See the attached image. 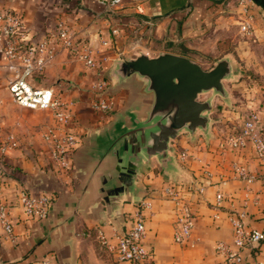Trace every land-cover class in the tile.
<instances>
[{
	"label": "crops",
	"instance_id": "crops-1",
	"mask_svg": "<svg viewBox=\"0 0 264 264\" xmlns=\"http://www.w3.org/2000/svg\"><path fill=\"white\" fill-rule=\"evenodd\" d=\"M238 3L239 0H124L117 11L111 12L100 0H0V9L22 14L24 32L33 40L41 38L58 19L67 21L91 42L107 75L114 59L136 47V36L132 34L143 35L147 29L156 30L159 37L165 33L170 46L164 50L186 54L199 63L192 52L207 54L212 61L231 54L243 70L239 82L227 84L229 91L235 90L233 105L227 107L222 105V98H215L219 109L212 115L215 117L217 113L219 117L215 119L209 142L203 135L191 140L182 134L174 143L176 152L188 149L191 155L186 161L177 157V171L164 172L155 158L154 165L137 181L139 191L125 193L119 203L108 205L100 187L103 176L113 168L114 157L108 154L101 162L100 159L119 131L118 114L132 107L144 118L152 97L140 93L141 83L133 77L113 87L117 107L101 114L91 106L97 79L94 70L78 59L74 50H60L35 76L37 84L52 86L73 103L74 121L70 128L80 134L81 142L73 154L72 167L59 169L44 136L54 122L52 111L36 109L44 110V119L36 117L38 112L32 113L35 118L18 116L20 107H28L12 102L8 84L13 74L0 52V75L4 76L0 83V144L6 137L11 138L0 161V193L12 210L16 233L15 239H11L0 224V264H27L40 257H49L52 264H115L98 233L102 230L112 238L114 228L125 230L147 197L153 200L152 210L145 212L147 243L154 256L146 264H230L216 246L220 240L232 242L231 218L241 210L247 211L245 221L249 228L264 230V165L255 156L252 142L239 150L220 148L223 138L241 128L242 119L252 108L259 110L264 127V0H255L252 6L251 36L241 29L243 17ZM114 26L120 28L117 35L111 32ZM109 37L112 41L102 44V39ZM124 124L131 125L129 116L124 118ZM4 126L10 130L5 132ZM37 139L40 149H31L29 142ZM235 161L255 173V179L247 183L233 177ZM169 175L210 181L204 193L186 191L195 223L185 243L174 239L175 205L163 196L162 189L169 182L187 183L169 179ZM223 177L227 178L224 183ZM23 188L54 195L47 217L27 218L22 213L18 194ZM218 190L224 191L226 197L219 207V216L215 217ZM243 253L246 264H259L264 239L246 245Z\"/></svg>",
	"mask_w": 264,
	"mask_h": 264
},
{
	"label": "built area",
	"instance_id": "built-area-1",
	"mask_svg": "<svg viewBox=\"0 0 264 264\" xmlns=\"http://www.w3.org/2000/svg\"><path fill=\"white\" fill-rule=\"evenodd\" d=\"M109 11H117L124 0H100ZM216 1V0H214ZM255 0H239V9L242 15L241 29L244 34H254L253 10ZM112 34L120 32L118 26L111 29ZM112 38L102 39V44H109ZM74 50L78 59L93 69L97 77L94 87L95 94L91 100L94 110L105 115L114 111L117 100L110 90V80L102 58L96 54L91 42L78 34V30L64 19H58L56 24L36 40L30 39L24 32V19L21 13L12 10L0 9V52L7 59L6 66L13 76L9 81V91L14 101L24 107L32 109H49L54 116V122L45 131V139L50 143V155L59 169L72 167V157L81 142V136L70 128L74 121L73 103L62 94L56 92L52 86H43L36 83L35 76L40 73L60 50ZM248 141L252 142L255 156L260 164L264 165V127L258 109H250L242 119L240 129L226 135L220 143L222 150L226 148L241 149ZM11 138L0 144V161L10 146ZM191 153L188 149H178L177 157L186 161ZM233 177L250 183L256 174L239 161L232 164ZM208 172V171H207ZM206 172V173H207ZM207 176L209 174L207 173ZM227 178H222L226 182ZM210 181L192 180L187 184L169 182L164 185L162 194L175 205L174 239L178 243H185L192 235L195 213L188 203L187 194L193 192L204 193ZM226 194L218 190L215 194L214 216H219V207ZM54 195L49 192H33L23 188L18 194V203L22 213L27 218H45L48 216ZM153 200L144 198L140 207L135 211L131 224L125 230L114 228L112 238L100 230L98 237L117 263L129 262L132 264L149 263L154 254L147 243V214L145 210H152ZM247 211L241 210L231 218L234 233L232 242L220 240L217 250L222 253L230 264H246L243 248L253 242L264 239V230L249 228L246 224ZM14 217L8 202L0 193V224L6 234L15 239ZM27 264H52L49 257H40L30 260ZM259 264H264V253Z\"/></svg>",
	"mask_w": 264,
	"mask_h": 264
},
{
	"label": "water",
	"instance_id": "water-1",
	"mask_svg": "<svg viewBox=\"0 0 264 264\" xmlns=\"http://www.w3.org/2000/svg\"><path fill=\"white\" fill-rule=\"evenodd\" d=\"M108 76L112 81L111 91L135 77L141 83L140 93L152 97L144 118L132 107L119 112V131L100 159L101 162L108 154L114 157L113 168L103 176L100 187L110 205L119 203L125 193L139 191L137 181L154 165L155 158L164 172L177 171L179 162L174 143L182 134L191 140L203 135L209 142L215 122L212 113L219 109L215 98L219 96L231 107L232 94L226 81L240 79L242 72L231 54L217 58L206 68L186 54L170 50L151 54L137 47L133 54L114 59ZM207 93L211 94L203 98ZM126 116L130 117V126L124 124ZM169 179L180 183L193 180L173 175ZM109 182L112 185L106 187Z\"/></svg>",
	"mask_w": 264,
	"mask_h": 264
},
{
	"label": "rangeland",
	"instance_id": "rangeland-1",
	"mask_svg": "<svg viewBox=\"0 0 264 264\" xmlns=\"http://www.w3.org/2000/svg\"><path fill=\"white\" fill-rule=\"evenodd\" d=\"M140 34L141 33H139L138 35L137 34H134V33L132 34L133 36H136L135 39H134V40H137L136 47L134 48V50L132 52L127 53V54H124V55L133 54L134 51H135V49L137 47H142L143 49L149 51L151 54H157L160 51L164 50L163 48H167V47L170 46V44H169V41L170 40H168V38L165 36V33H164V35L162 37L161 36L159 37L158 36L159 34H158V32H156V30L147 29L144 32L143 35H140ZM195 36H197V35H195ZM124 55H122V56H124ZM192 55L195 58H197L198 60H200V63L202 64V66H204L206 68H208V67H210V66H212L214 64V61L215 60L212 61V59H209L210 56L207 55V54L198 53V52L197 53H193L192 52ZM237 65L242 70V67H241V65H240L239 62H237ZM241 72L243 73V70ZM241 77H243V76H241ZM241 77L238 80L226 81V84H230L231 85V83H237V82H239L241 80ZM2 80H4V76L3 75H0V83H2ZM234 92H235V90H230V93L232 94V96H233ZM11 100H12L13 103L16 104V102L14 101L12 95H11ZM222 105H226V104L223 102ZM227 107H229V106H227ZM43 111L44 110H36V109H30V108H23V109H21V107H20V109H19V115L18 116L20 118H24V119H29L30 117H34L35 118V116H33L32 113L33 112H36V113L38 112V114L36 115V117L37 116H38V118L43 117V119H44L45 117L42 116L43 113H44ZM214 115H215V117H214L215 119L217 117H219L217 115V113H214ZM42 123L45 124L46 122H40V124H42ZM3 128H4V131L5 132H7L8 130H10V127H8V126H4ZM39 130H40V127H39L38 131ZM8 138L9 137H6L5 139H8ZM39 142L40 141L38 139L37 140H34V141L31 140L29 142V147L31 149H34V150H39L40 149V146H41ZM23 145H25L24 142H23ZM112 260H113V262H115V264H117V262L114 259H112Z\"/></svg>",
	"mask_w": 264,
	"mask_h": 264
}]
</instances>
